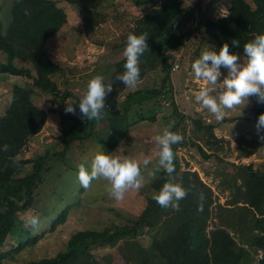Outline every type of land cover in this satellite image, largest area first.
<instances>
[{
  "label": "rangeland",
  "instance_id": "rangeland-1",
  "mask_svg": "<svg viewBox=\"0 0 264 264\" xmlns=\"http://www.w3.org/2000/svg\"><path fill=\"white\" fill-rule=\"evenodd\" d=\"M198 1L182 0L187 13L179 21L180 33L195 27V5ZM12 2L0 0L1 20L5 27L10 22ZM160 3L157 1L155 5L159 6ZM230 3L231 0H201L202 8L212 18L225 17ZM62 5L67 12V24L47 43L46 48L64 67L66 75L56 78V82L70 96L64 101L53 103L49 101L48 95L34 88V103L48 111V114L43 127L31 137L25 151L18 156L21 161H28L22 166L19 176L30 173L33 161L46 151L61 150V135L72 125V121L62 124L59 111H65L68 104L80 100L92 78L100 75L106 83L113 81V91L105 101V105L111 108L106 107L105 113L111 109L115 113L123 109L129 92L158 88L164 76L160 68L149 71L135 88H126L115 79L121 75L115 64L124 58L126 48L121 46V39L129 29L136 27L138 19L150 6H135L129 0H104L97 9L89 11V18L85 20L77 9L63 2ZM187 19L193 21L191 26L185 27ZM220 49L211 38L195 31L176 51H167L172 62H178L181 67L177 72H171V93L132 106L121 116L112 114L95 121L92 136L73 142L64 159L48 160L44 181L36 190L32 210L16 221V227L1 251L9 252L21 247L22 243L23 247L19 253L0 260V264H29L43 258H53L65 249L68 239L77 231L131 225L145 209L148 199L153 197L152 184L164 171L156 170L159 156L153 138L170 125V131L175 129L174 132L183 136L184 144L177 149L182 171L197 172L212 190L213 217L209 222V230L213 229L215 223H234L238 226L237 231H229L231 234L236 233L234 238L243 245L241 236L249 237L250 231L242 222H247L249 216L243 217L237 208V205L242 204L236 202L234 195L235 186L240 185V181L235 183L232 178L236 175L234 165L253 163L258 167L264 164V136L257 131L256 124L247 119L252 107L250 98L242 109L229 111L221 122H217L207 109L196 102L195 94L203 82L195 78L191 65L203 51L212 50L218 54ZM3 61L4 57L0 56V62ZM241 62L246 63L243 57ZM22 63L17 61V64ZM227 71L221 69V81ZM29 83L23 76L0 74V118L9 105L13 86ZM172 102L179 114L184 116L183 120L174 114ZM67 114L73 117L79 115L77 108L76 114ZM193 120L201 125L217 127V130L214 129L216 140L206 130L195 126ZM198 146L202 147L205 154ZM97 153L136 159L141 165L144 186L139 190H128L122 201L111 198L110 183L104 179L95 180L88 189H84L78 180V166L83 164L90 171ZM144 157L150 159L146 168L143 166ZM150 173L155 174V179ZM230 208L236 211L230 212ZM63 212L66 213L63 222L53 227ZM31 216L39 217L38 230L25 226V220ZM175 223L169 212L163 210L138 235L120 237L111 245L93 247L91 252L101 264H145L155 257L149 249L152 240L171 233Z\"/></svg>",
  "mask_w": 264,
  "mask_h": 264
},
{
  "label": "trees",
  "instance_id": "trees-1",
  "mask_svg": "<svg viewBox=\"0 0 264 264\" xmlns=\"http://www.w3.org/2000/svg\"><path fill=\"white\" fill-rule=\"evenodd\" d=\"M104 0H13L11 18L5 27L1 20L0 10V74L23 76L30 82L27 85H14L11 98L14 102L7 107L0 118V260L19 253L23 247L2 252L5 242L16 227L20 216L32 210L35 193L44 181V173L48 160H62L75 141H82L92 136L95 123L82 118L78 106V116L73 117L65 111H59L61 123L72 121L67 127L59 143L60 151H46L33 161L32 170L25 176H19L22 166L28 161H21L18 156L25 151L31 137L44 125L48 111L36 105L33 101L34 88L49 97V101L59 103L69 98L68 91H62L56 78L65 76L64 67L47 51V43L67 24V12L62 2L80 11L88 20L89 11L99 7ZM135 6H150L149 10L138 19L136 27L127 31L122 37L121 46L127 45L129 34L148 36L146 51L140 58V80L149 71L160 68L164 73L158 88L138 89L129 92L121 111L112 109L104 118L112 114L121 116L135 105L154 98L167 96L172 92L171 57L167 51H176L182 42L187 40L195 31H200L211 38L219 47L225 43L230 52L238 54L247 60L243 53L244 44L264 34V0H231L228 14L225 17L212 18L207 10L202 8L201 0L195 5L196 25L180 33L179 21L187 13L182 0H129ZM160 1V5L155 3ZM26 10L29 14H25ZM190 16L193 17L192 14ZM188 20V19H187ZM185 21V27L191 26V21ZM237 40L239 47L232 42ZM17 61L24 62L17 64ZM126 58L115 64L119 74L125 71ZM251 114L248 120L257 124L258 118L264 114V103H257L256 97H250ZM76 100V104L79 103ZM174 114L183 120L175 103L172 102ZM52 112V111H51ZM155 118H152L154 120ZM193 124L199 129L206 130L215 138L214 126L201 125L196 120ZM175 129L171 131L174 132ZM264 136V128L260 129ZM184 143L172 145L175 154L173 173L174 182L188 189L185 199L179 201L180 210L160 207L153 198H149L147 205L131 225H112L102 230H81L70 236L66 247L53 258H43L29 264H101L91 252L96 246L113 244L118 238L130 234H139L144 226H149L160 214L167 211L176 221L171 233L160 239L152 240L149 249L155 255L153 260L145 264H264V164L255 167L248 165H234L236 175L233 181H240L235 186L234 195L242 216H249L244 227H249L250 236H241L240 245L229 229L236 230L234 223H215L209 230L212 219V190L204 183L197 172L182 171L177 149ZM8 145L9 150L3 151ZM200 151L204 153L201 146ZM205 154V153H204ZM250 154V153H249ZM248 154V156H249ZM207 156V155H206ZM169 177L165 171L152 184L153 195L158 194ZM203 195V201L200 196ZM202 206V210H201ZM236 208V207H235ZM230 212L236 210L229 209ZM66 213H62L54 226L63 222ZM240 236V235H238Z\"/></svg>",
  "mask_w": 264,
  "mask_h": 264
},
{
  "label": "clouds",
  "instance_id": "clouds-1",
  "mask_svg": "<svg viewBox=\"0 0 264 264\" xmlns=\"http://www.w3.org/2000/svg\"><path fill=\"white\" fill-rule=\"evenodd\" d=\"M25 14H29L26 10ZM148 36L129 34L127 45L123 55L125 71L115 77L126 88H135L140 83V58L149 51L147 44ZM234 47H239V42H232ZM244 56L246 63L241 62V57L230 52L229 45L225 43L219 53L205 50L200 58L196 59L191 69L195 78L203 82L201 89L195 94L196 102L207 109L216 119L221 122L229 111L242 109L250 97H256L257 103H264V34L258 35L254 40L244 44ZM227 69V75L221 81V69ZM113 91V81H105L103 76L97 75L92 78L87 91L79 103L68 104L66 113L76 114L78 106L82 118L87 121H100L105 116V101ZM9 98V106L13 103ZM165 128L163 133L153 139L158 146L157 171L163 169L169 177L158 194L153 195V200L162 208L180 210L179 201L188 195V189L174 182L175 154L172 145L183 142V136ZM257 131L264 128V114H261L256 124ZM3 151H8L9 146L4 145ZM150 163L148 157L143 158V166L146 168ZM153 179L155 174L150 173ZM104 179L110 183V196L116 201H122L125 193L130 189L139 190L144 186V176L140 163L136 159L121 158L118 155H106L97 153L92 160L89 171L83 164L78 166V180L84 189H88L93 181ZM203 195L200 200L203 201ZM202 210V206H201ZM25 226L38 230L40 219L31 216L25 220Z\"/></svg>",
  "mask_w": 264,
  "mask_h": 264
},
{
  "label": "built area",
  "instance_id": "built-area-1",
  "mask_svg": "<svg viewBox=\"0 0 264 264\" xmlns=\"http://www.w3.org/2000/svg\"><path fill=\"white\" fill-rule=\"evenodd\" d=\"M180 64L178 62H174L173 65L171 66V71L173 72H177L178 70H180ZM107 108H111L109 105H106Z\"/></svg>",
  "mask_w": 264,
  "mask_h": 264
},
{
  "label": "crops",
  "instance_id": "crops-1",
  "mask_svg": "<svg viewBox=\"0 0 264 264\" xmlns=\"http://www.w3.org/2000/svg\"><path fill=\"white\" fill-rule=\"evenodd\" d=\"M215 130H217V127L216 128H214Z\"/></svg>",
  "mask_w": 264,
  "mask_h": 264
}]
</instances>
